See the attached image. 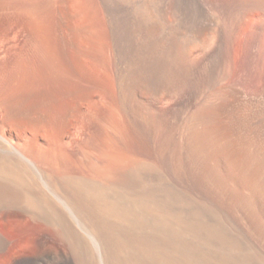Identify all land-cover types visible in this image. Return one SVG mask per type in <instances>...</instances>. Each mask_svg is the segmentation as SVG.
Masks as SVG:
<instances>
[{
  "label": "rangeland",
  "instance_id": "rangeland-1",
  "mask_svg": "<svg viewBox=\"0 0 264 264\" xmlns=\"http://www.w3.org/2000/svg\"><path fill=\"white\" fill-rule=\"evenodd\" d=\"M203 3L186 74L150 90L122 82L106 0H0V264H264L247 227L164 161L225 87L264 94V0ZM42 95V119L9 115L7 100Z\"/></svg>",
  "mask_w": 264,
  "mask_h": 264
},
{
  "label": "bare ground",
  "instance_id": "bare-ground-1",
  "mask_svg": "<svg viewBox=\"0 0 264 264\" xmlns=\"http://www.w3.org/2000/svg\"><path fill=\"white\" fill-rule=\"evenodd\" d=\"M106 1L117 19L122 82L128 88L141 85L170 90L176 83L174 78L188 70L183 42L191 41L210 21L203 0ZM169 10L174 15L170 23ZM255 39L259 45V32L252 34L251 40ZM59 44L62 58L73 66L74 40L62 26ZM235 87L224 88V100L217 102L212 112L182 124L186 144L168 147L164 161L177 180L213 195L264 248V94L247 97ZM7 101V111L13 117L39 120L51 107V99L43 95L22 102ZM258 102L261 106L255 105Z\"/></svg>",
  "mask_w": 264,
  "mask_h": 264
}]
</instances>
